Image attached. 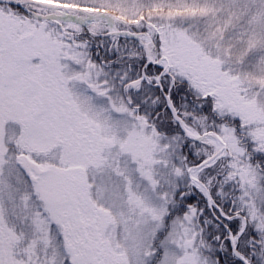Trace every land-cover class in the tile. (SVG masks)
I'll use <instances>...</instances> for the list:
<instances>
[{
	"label": "snow or ice",
	"instance_id": "snow-or-ice-1",
	"mask_svg": "<svg viewBox=\"0 0 264 264\" xmlns=\"http://www.w3.org/2000/svg\"><path fill=\"white\" fill-rule=\"evenodd\" d=\"M0 264H264V0H0Z\"/></svg>",
	"mask_w": 264,
	"mask_h": 264
}]
</instances>
